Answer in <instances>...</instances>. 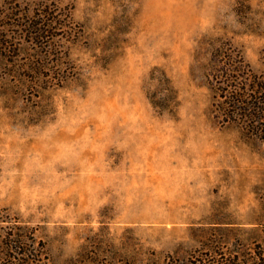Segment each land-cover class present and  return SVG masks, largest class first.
Segmentation results:
<instances>
[{
    "label": "rangeland",
    "instance_id": "374dc122",
    "mask_svg": "<svg viewBox=\"0 0 264 264\" xmlns=\"http://www.w3.org/2000/svg\"><path fill=\"white\" fill-rule=\"evenodd\" d=\"M240 57L264 91V0H0V264H264Z\"/></svg>",
    "mask_w": 264,
    "mask_h": 264
},
{
    "label": "trees",
    "instance_id": "16d2710c",
    "mask_svg": "<svg viewBox=\"0 0 264 264\" xmlns=\"http://www.w3.org/2000/svg\"><path fill=\"white\" fill-rule=\"evenodd\" d=\"M219 73L224 79L218 84L221 85L220 101L225 115L240 121L248 132H255L264 142V91L254 88L253 81L244 73L241 57L234 64L222 60ZM18 245L20 240L14 238L6 248L16 252Z\"/></svg>",
    "mask_w": 264,
    "mask_h": 264
}]
</instances>
